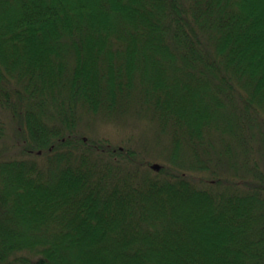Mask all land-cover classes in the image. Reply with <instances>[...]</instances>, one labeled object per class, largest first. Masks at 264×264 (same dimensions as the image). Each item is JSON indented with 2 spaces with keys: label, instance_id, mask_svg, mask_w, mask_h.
I'll use <instances>...</instances> for the list:
<instances>
[{
  "label": "trees",
  "instance_id": "1",
  "mask_svg": "<svg viewBox=\"0 0 264 264\" xmlns=\"http://www.w3.org/2000/svg\"><path fill=\"white\" fill-rule=\"evenodd\" d=\"M0 264H264V0H0Z\"/></svg>",
  "mask_w": 264,
  "mask_h": 264
},
{
  "label": "rangeland",
  "instance_id": "2",
  "mask_svg": "<svg viewBox=\"0 0 264 264\" xmlns=\"http://www.w3.org/2000/svg\"><path fill=\"white\" fill-rule=\"evenodd\" d=\"M101 129L104 131L105 127L102 126ZM106 129H108L109 131L108 132L104 131L105 135L112 137V136H114V134H116L115 130H113L111 124H106Z\"/></svg>",
  "mask_w": 264,
  "mask_h": 264
}]
</instances>
